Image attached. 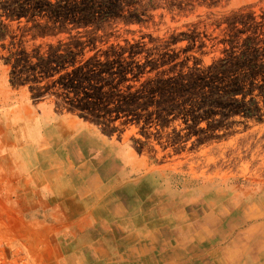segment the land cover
Wrapping results in <instances>:
<instances>
[{
    "label": "rangeland",
    "instance_id": "obj_1",
    "mask_svg": "<svg viewBox=\"0 0 264 264\" xmlns=\"http://www.w3.org/2000/svg\"><path fill=\"white\" fill-rule=\"evenodd\" d=\"M5 258L264 264V0H0Z\"/></svg>",
    "mask_w": 264,
    "mask_h": 264
},
{
    "label": "crops",
    "instance_id": "obj_2",
    "mask_svg": "<svg viewBox=\"0 0 264 264\" xmlns=\"http://www.w3.org/2000/svg\"><path fill=\"white\" fill-rule=\"evenodd\" d=\"M82 232H83V231L81 230V228H79V229L73 231V233H74L76 236H81ZM94 253H95L96 257H97V255H98L97 246H95V247H91L90 254H94ZM95 264H96V263H95ZM222 264H224V263H223V260H222Z\"/></svg>",
    "mask_w": 264,
    "mask_h": 264
},
{
    "label": "built area",
    "instance_id": "obj_3",
    "mask_svg": "<svg viewBox=\"0 0 264 264\" xmlns=\"http://www.w3.org/2000/svg\"><path fill=\"white\" fill-rule=\"evenodd\" d=\"M0 264H26V262L24 260H21L17 263H11V261L9 260V258H5L4 261H1Z\"/></svg>",
    "mask_w": 264,
    "mask_h": 264
},
{
    "label": "bare ground",
    "instance_id": "obj_4",
    "mask_svg": "<svg viewBox=\"0 0 264 264\" xmlns=\"http://www.w3.org/2000/svg\"><path fill=\"white\" fill-rule=\"evenodd\" d=\"M118 200V199H117Z\"/></svg>",
    "mask_w": 264,
    "mask_h": 264
}]
</instances>
